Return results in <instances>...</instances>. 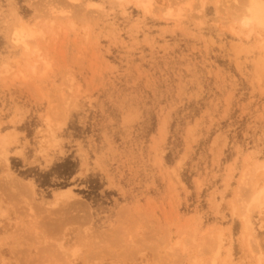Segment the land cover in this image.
Returning a JSON list of instances; mask_svg holds the SVG:
<instances>
[{
    "label": "rangeland",
    "instance_id": "obj_1",
    "mask_svg": "<svg viewBox=\"0 0 264 264\" xmlns=\"http://www.w3.org/2000/svg\"><path fill=\"white\" fill-rule=\"evenodd\" d=\"M176 1L0 0V264H264V27Z\"/></svg>",
    "mask_w": 264,
    "mask_h": 264
},
{
    "label": "bare ground",
    "instance_id": "obj_2",
    "mask_svg": "<svg viewBox=\"0 0 264 264\" xmlns=\"http://www.w3.org/2000/svg\"><path fill=\"white\" fill-rule=\"evenodd\" d=\"M179 1H176V2H179ZM248 1H250V2H246V3H249L248 5H246V7H247L246 12L241 16V20L240 21H241L242 25L247 27V26H252L253 23H257L260 27L261 26L264 27V0H248ZM242 28H244V27H242ZM253 28H252V30H253ZM252 30H250V32ZM25 36L26 35H24V36L22 35L21 36L19 33H16L15 39H16L17 42H19L21 40H24V37ZM262 188H264V187H262ZM260 192L261 193L264 192V189H261ZM259 195H258V197H259ZM248 227H250V221H249V219H246L244 221V228H245V230L246 229H249ZM246 232H248V231H246ZM262 255L263 254L260 253V256H262Z\"/></svg>",
    "mask_w": 264,
    "mask_h": 264
}]
</instances>
